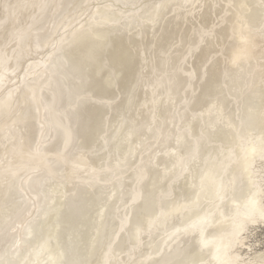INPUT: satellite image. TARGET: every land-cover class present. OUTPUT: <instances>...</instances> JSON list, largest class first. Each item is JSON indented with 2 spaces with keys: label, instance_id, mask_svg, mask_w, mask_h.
<instances>
[{
  "label": "bare ground",
  "instance_id": "6f19581e",
  "mask_svg": "<svg viewBox=\"0 0 264 264\" xmlns=\"http://www.w3.org/2000/svg\"><path fill=\"white\" fill-rule=\"evenodd\" d=\"M186 5L203 45L201 52L192 45L178 51L187 60L180 63L200 77V97L194 109L178 92L174 116L170 107L161 113L165 98L158 89L168 81L161 70H155L160 81L148 106L137 101L133 81L138 60L154 55V40L173 34L172 15ZM113 53L118 60L108 58ZM222 71L233 76L237 96L213 85ZM127 73L125 92L109 97L111 85L120 87ZM124 97L143 113L132 109L123 121L115 119ZM182 103L196 111L182 113ZM216 106V117L192 121L198 109L201 115ZM126 123L146 137L142 142L146 151L155 148L152 153L158 131L172 137L161 146L164 158L143 162L141 172L151 174L143 182L134 179L133 166L121 177L115 165L132 163L129 145L118 159L106 153L117 148L110 142L128 129ZM191 124L202 153L188 159L187 172L174 171L168 158H182L170 149L189 156ZM78 167L116 184L108 180L104 191L88 184L82 203L66 207V179H50ZM45 189L51 207L41 206ZM252 199L264 205V0H0V253L14 242L12 217L36 214L24 247L7 249L0 264H264V219L250 216ZM26 202L35 209L25 211ZM18 233L21 239L24 231ZM48 236L55 252L47 244L41 248Z\"/></svg>",
  "mask_w": 264,
  "mask_h": 264
},
{
  "label": "rangeland",
  "instance_id": "374dc122",
  "mask_svg": "<svg viewBox=\"0 0 264 264\" xmlns=\"http://www.w3.org/2000/svg\"><path fill=\"white\" fill-rule=\"evenodd\" d=\"M190 11V7L189 5H186L184 8L180 9L179 11L175 12L174 15H172V17H174L173 21L171 22V30L173 31L172 35H162V38H158L156 40H154L153 45H152V52L154 51V55H148L146 57H144L142 60H138V65L135 68L136 71V77H135V81H133L134 83V87L137 89V91L139 90L140 93L137 94V101L141 100L145 106H148L149 104V97L152 96V91H154V88H152L154 85H158V81H160V78H158L157 74H155V70H161L163 73V77H166V79H168V81H166V83H164V85H162V87H160V89H158L159 92H163V97L165 98L161 103H165V107L162 109L161 113H164V109H166V107H170V113H172V115L174 114L175 116V108L177 106L178 103V99H176V94L178 92H183L184 94H187V100L190 101L191 106L195 109L194 105L196 104V99H198V97H200V91H198V83H200V77L198 75H193L191 73V69L188 65H185V63H180V61H182V59H184V61L187 62L185 56L181 55V53L178 51L180 47H182L183 45H185V48H188L190 45L192 46H196V51H200L201 52V47H199L198 44L203 45V41L202 39L199 37L198 34H196L197 32V28H192V23H194L195 21V17L191 16L189 14ZM187 17L189 18V21L187 22L186 19ZM186 28H190L189 29V34H184V37L182 35V30L186 29ZM193 31L195 32V34L192 36L191 34L193 33ZM177 35V39H175V36ZM143 39V38H141ZM142 44H144L142 42ZM131 46V44H130ZM162 52H165L168 55V58L166 59H161V54ZM114 58L116 60H118L117 56L113 54L108 55V58ZM209 57V55H208ZM100 58V54H98V59ZM8 61H9V57H8ZM167 63L166 66H161L164 63ZM201 72V70H200ZM225 71H222V78L219 77L218 79L213 81V85H216V83H218L220 86L217 88L219 90V92H222L224 94H231V95H238V90L237 87L235 86H231L232 83V79L233 76L231 75H227L224 73ZM130 73V72H129ZM122 75V84L120 87L116 86V85H111L113 86V93L109 94L110 96H115V94L120 91V92H125L124 90V86L125 85H129V80H128V74ZM199 74V73H198ZM231 74V73H228ZM83 75V74H82ZM175 76L177 75V77L179 79H183L184 83H179L177 80H173L171 77L168 76ZM224 75V76H223ZM235 76L239 75L238 73H234ZM214 78V77H213ZM224 81V82H223ZM220 82V83H219ZM224 83H228L227 87H224L223 84ZM233 84V83H232ZM178 85V86H177ZM177 86L176 88L179 89L178 91L173 90V87ZM229 87V88H228ZM85 88V87H84ZM83 88V90H84ZM99 84L98 81L95 85L92 86V89H90V91H92V94L94 95V91H99ZM108 90H111V88L109 87ZM88 93V91H86ZM90 94V93H88ZM202 95V94H201ZM234 96V97H235ZM118 104V103H116ZM183 104V108L180 107L179 110H182V113L186 112V115H189L191 113V110H194L192 108L187 107L186 105ZM104 105L105 102H104ZM103 105V106H104ZM235 106V105H234ZM105 108L108 107L106 106ZM198 109V107H196ZM132 109H134V112L136 113V115H140V113H143V111L145 110V108L140 107V108H136V105L134 103H132V105H130V101L127 100V97L123 98V102L120 105V107H118L116 109V112L114 114L115 119L117 118H121L122 114L126 113V111H132ZM106 111V110H105ZM196 111V110H194ZM189 112V113H188ZM200 109H198L197 113L192 116V121L196 123V121H200L201 118H204V115H209V116H213L216 117L219 114V107L216 106L214 107L212 110H210L208 113H201L200 115ZM246 114L248 115V117L254 115V113L249 112L248 110L245 111ZM107 113H110L107 112ZM108 117H110V115H106L105 116V122L108 119ZM161 117H164V115H161ZM168 119H170V115H168ZM119 121H123V119L121 118ZM130 123H136V119H134V117H132V119H130ZM130 123H126L128 125V129L126 131L123 132V134L118 138V139H114V141L116 143H114V141L110 142L112 143V146L114 144H117V148L112 149V147H110V149H106V147H108V145H110V143H101L102 145L105 144V149H106V153L109 155L112 154L116 159L119 158V151L120 150H125V154H126V150H127V145H129L130 147V151L128 154H126V156H128V158L130 156H132L131 159H133L132 163H130V165H125L124 167H121L119 162H115V165L118 166L120 169L119 171V175L122 177L124 169H129V167L133 166L135 168L136 173H134L136 180H140L141 182L145 181V179L147 177H150V172L148 170L147 172H141V166L143 164V162L145 160L150 161L151 163L155 161V159L157 157H165V151L161 149V146L164 145H168L169 141L172 139L171 136H166L164 137V135H162V133H160V131H158V133H156V135L154 136H158L160 137V143H156V153H152V148L148 151H146L147 147L142 141L144 139H146V137H144V139H140V135H138V133H136V129H134V127H132V125H130ZM174 124V121L172 119V121H170V126ZM194 124V123H193ZM190 129L189 131L186 129L183 130H179L180 132L183 131H188L189 132V136L192 138V143L190 146V151H189V156L185 157L182 154L181 148L180 149H170V151H178L181 154V160H179L177 163H174L173 161H175L173 158H168L169 161H171V163L174 165L172 166L171 169H173L174 171L178 170V172H187L188 168H190V161H194V159H196V157H198V155H200V153H202L201 149L202 147H198L199 145L197 144L196 140L200 137V135H196V131H194V129H192V124L190 125ZM191 130V131H190ZM130 133H135V136L132 139H129L128 135ZM168 133H172L171 129H168ZM164 139H166V141H164ZM216 141H218V137H216ZM133 143L136 145H133ZM77 149L75 148L74 151H76ZM194 151H196V153H194ZM180 154H179V158H180ZM188 159H190V161H188ZM173 160V161H172ZM52 161V160H50ZM77 163V160H75ZM97 167L100 168L102 166L101 164H97ZM138 168V169H137ZM161 168L158 167V169L156 171L160 172ZM172 170V171H173ZM134 172V171H133ZM110 174V173H107ZM178 175V174H177ZM51 177V176H50ZM91 178L89 181H84V178ZM108 180L109 183L111 184H116L114 182V180L110 179V176H108ZM48 178V177H47ZM54 178H65L66 180V186L64 187V189L66 190V193H68V197H66L64 199L65 205L66 207H71V206H76L78 207V205H80V203H82V197H84V195H82V191H86V189H88V184H90L91 188L94 189V187H96V189H98V191H104L105 189H103L104 187H106L108 184H106V182L108 180H105L104 177H102V175H97L89 170L86 169H81L78 167V171L74 172V173H70L69 170H66L65 168L60 169L57 173V175L55 177H51L50 180L54 179ZM113 181V182H112ZM90 188V189H91ZM88 189V191L90 190ZM103 189V190H102ZM102 195V193H100ZM86 195H88V193H86ZM48 198H50V194L49 192H47V189H45V192L43 193V203L41 206H45L48 203L49 207H51V201L47 200ZM26 205H28V203L26 202L24 204V210L27 211L28 209L30 210H34L35 208L30 206V207H26ZM36 214H32L31 212L28 213H22L19 217H16V215H14L12 217V219L8 222V224H10L12 221H14L12 223V225L9 226V230H14L15 232V238H14V242L10 243L11 245L8 246L6 249H4V251H2V253H0L1 255H4L5 251L7 249H9V251L13 252L16 250V247L18 248H23L24 245L26 244V239L28 237V235L33 231V226L30 225V222H32L33 217ZM33 216V217H32ZM7 224V225H8ZM19 227V229H18ZM7 229V228H6ZM6 229H2V231L6 230ZM20 229H22V231H24V233H22L21 235V239H19V235L20 233H18V231H20ZM51 231V229H50ZM50 238V239H48ZM48 239V242L46 241ZM46 240H44V243L42 244L41 248L43 247V245H46V247L44 248H50L51 251L55 252V246L52 240L51 236H48L46 238ZM18 241H20V245H18ZM13 244V245H12ZM50 244V245H49ZM54 248H53V247ZM39 249V251L37 250L36 255L37 256H41V251L42 249ZM54 249V250H53Z\"/></svg>",
  "mask_w": 264,
  "mask_h": 264
},
{
  "label": "snow or ice",
  "instance_id": "6c2138e0",
  "mask_svg": "<svg viewBox=\"0 0 264 264\" xmlns=\"http://www.w3.org/2000/svg\"><path fill=\"white\" fill-rule=\"evenodd\" d=\"M248 207L251 210L250 211V216L252 218H255V216L258 214L261 219H264V205L258 206L257 202L254 199H252V200H249ZM207 244H208L207 241L202 240V245L204 247H207ZM216 258L219 259L218 256ZM189 264H199V262L193 260V261H190Z\"/></svg>",
  "mask_w": 264,
  "mask_h": 264
}]
</instances>
